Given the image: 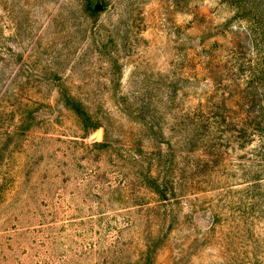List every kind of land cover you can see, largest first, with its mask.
<instances>
[{
	"label": "rangeland",
	"instance_id": "obj_1",
	"mask_svg": "<svg viewBox=\"0 0 264 264\" xmlns=\"http://www.w3.org/2000/svg\"><path fill=\"white\" fill-rule=\"evenodd\" d=\"M88 1L0 0V264H144L164 232L155 264H264V203L238 171L261 170L251 148L230 151L215 188L158 227L146 207L111 205L101 189L122 171L114 152L89 146L105 131L87 135L63 103L66 92L82 101L118 148L167 152L172 141L186 156L176 118L228 82L242 48L233 33L249 14L233 0H94L93 14ZM239 1L253 17V93L264 101V0Z\"/></svg>",
	"mask_w": 264,
	"mask_h": 264
},
{
	"label": "trees",
	"instance_id": "obj_2",
	"mask_svg": "<svg viewBox=\"0 0 264 264\" xmlns=\"http://www.w3.org/2000/svg\"><path fill=\"white\" fill-rule=\"evenodd\" d=\"M93 1L89 0L86 4V10L92 14L97 13ZM229 6L237 12L249 14L246 18L249 19V27L240 28L241 31L237 33L232 32L233 42L235 43L234 39L239 40L242 48L239 54H234L235 62L232 71L228 72V82H218L211 97L200 100L196 106L181 112L176 118L180 134L174 143L187 152L186 156H177L172 141L167 152L162 146L152 150L143 146L118 148L110 143L108 130L82 101L67 92L63 97V103L80 119L87 135L100 128L105 131L103 142H95L89 146L98 151L106 149L114 152L118 164L114 161L113 165L115 169L122 171L118 172V176L114 175V181L107 180L101 189L111 196V205L132 204L134 209L146 207L148 222L154 221L158 223V227L169 221L179 224L180 213L186 202L191 197L199 202V195L215 188L217 182L210 175H215L222 169L227 171L230 151H246L251 148L247 154L258 161V168L261 170L253 171V162L250 161L251 167L241 164L238 171L244 173L246 184L250 186L248 191L253 189L254 192H259V199L264 203V101L253 93V90H259L255 79L260 74L258 70L253 72V17L239 0H233ZM254 23L257 24L256 20ZM248 41L252 47L250 50L245 47ZM156 135L159 137V134ZM6 136L12 138L14 134L8 132ZM161 137L163 140L164 131L161 132ZM254 144H258L255 149ZM182 158L184 167L180 163ZM126 165L141 170L129 174L124 170ZM145 191L157 198L153 208H150V204L143 203L141 197ZM131 207L124 210L130 211ZM192 208L194 209L193 205ZM124 222L129 228L133 224L132 219H125ZM169 238L170 234L164 232L158 240H154L156 244H146L147 252L142 254L146 257L141 259L144 264H155L154 257L166 246Z\"/></svg>",
	"mask_w": 264,
	"mask_h": 264
},
{
	"label": "water",
	"instance_id": "obj_3",
	"mask_svg": "<svg viewBox=\"0 0 264 264\" xmlns=\"http://www.w3.org/2000/svg\"><path fill=\"white\" fill-rule=\"evenodd\" d=\"M96 11H101V7L100 6H97L96 7Z\"/></svg>",
	"mask_w": 264,
	"mask_h": 264
}]
</instances>
